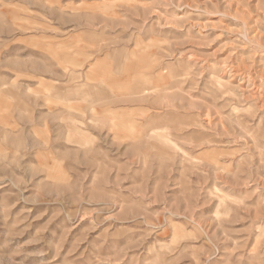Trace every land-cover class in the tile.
<instances>
[{
    "label": "rangeland",
    "instance_id": "374dc122",
    "mask_svg": "<svg viewBox=\"0 0 264 264\" xmlns=\"http://www.w3.org/2000/svg\"><path fill=\"white\" fill-rule=\"evenodd\" d=\"M0 264H264V0H0Z\"/></svg>",
    "mask_w": 264,
    "mask_h": 264
}]
</instances>
